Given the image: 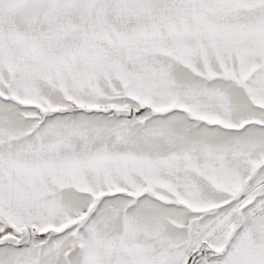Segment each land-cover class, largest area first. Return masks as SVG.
<instances>
[{
    "label": "snow or ice",
    "instance_id": "1",
    "mask_svg": "<svg viewBox=\"0 0 264 264\" xmlns=\"http://www.w3.org/2000/svg\"><path fill=\"white\" fill-rule=\"evenodd\" d=\"M0 264H264V0H0Z\"/></svg>",
    "mask_w": 264,
    "mask_h": 264
}]
</instances>
